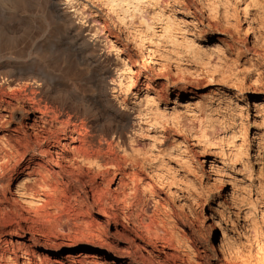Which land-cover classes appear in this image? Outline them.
I'll list each match as a JSON object with an SVG mask.
<instances>
[{"label":"rangeland","instance_id":"rangeland-1","mask_svg":"<svg viewBox=\"0 0 264 264\" xmlns=\"http://www.w3.org/2000/svg\"><path fill=\"white\" fill-rule=\"evenodd\" d=\"M14 66L43 67L50 102L122 138L128 199L161 231L123 219L112 170L74 165L67 186L70 162L28 152L0 183V264H264V0H0V73ZM18 122L0 153L20 149ZM37 163L58 203L20 189Z\"/></svg>","mask_w":264,"mask_h":264},{"label":"bare ground","instance_id":"bare-ground-1","mask_svg":"<svg viewBox=\"0 0 264 264\" xmlns=\"http://www.w3.org/2000/svg\"><path fill=\"white\" fill-rule=\"evenodd\" d=\"M70 39L72 40L69 42L71 47H73L77 40L71 37ZM134 42L138 48L143 47V41L141 39L135 38ZM64 45L66 46V43ZM62 59L59 61L64 63L65 61ZM46 67L47 66L45 65V68ZM53 85L52 79L44 72V68L39 66H14L12 70L0 73L1 129L15 121H19L18 123H20L22 119L27 121L25 126L28 129L18 130L24 135L23 139H21L19 142L20 149H17L14 152L12 151L11 153H0V183L6 178L8 180L12 178L11 175L16 173L17 169L22 164L20 163L19 158L22 159L28 152H33L37 156L39 155L41 158L48 154V159H53L55 157L58 162L61 160L62 162L63 160L70 162V167L72 169L64 171L63 176V179L66 178L65 184L67 186L70 185L72 181L77 182L79 177H81L78 176V173L77 175L75 174L74 165L78 166V164H81L82 167L86 168L88 173L92 174L93 176L100 174L104 178L107 177L110 173V170H112V181L115 182L117 180L116 191L120 192L122 195L121 197H123L122 201H120L121 199L118 196H112L114 205L117 208L116 210H122L123 219L125 220H127L128 217L134 218L132 212L136 211V219H134L136 220V223H134L135 221L132 220L133 223L137 225L136 227H139L140 230H142L148 236L155 237L156 239L160 240L159 233L161 230L155 229V227L154 230L150 229L151 224L153 225V221L150 219L151 224L145 225L146 222H144V219L146 216L145 213L143 214L145 211H143V208L140 207L141 198L138 199V196L136 195L133 197V202H131L133 199H128V197L130 198L129 195L131 194L128 193V195L126 193L127 184L125 177L127 174L123 168V162L125 159H123L119 154L120 149L123 148L122 138L117 136L116 140H114L113 137L110 139L108 135H101V133L99 134L96 132V130L91 128V124L88 121L89 119L85 118L83 114L81 115L78 112L66 109L55 103L54 100H51L50 102L48 92L50 88L55 89V86L53 87ZM87 107L90 108L89 106ZM2 112L7 113L8 116ZM60 136H62L65 141L63 146H61L59 141ZM74 144H77V146H74ZM43 145L47 146L46 152L41 151ZM60 147L63 148V150L60 149ZM20 150L23 151V153H20ZM35 157L36 156L33 158ZM16 159H18V161H16ZM50 161L52 162V160ZM36 165L39 175L37 177H32V175H29L30 177L26 178L25 182L21 184L20 189L31 199L35 195L37 196L39 192L52 189L53 194L50 195V198L47 201H49L51 204L58 203L60 201V198L57 196L56 192L59 182L58 176L51 175L44 171L43 169L45 167L41 165V163H37ZM78 169L82 171L81 167ZM90 188L93 189L92 197L96 203L101 204L103 207H107L106 202H102L97 196L93 179ZM130 192L132 193L133 190ZM130 209L133 211L131 212ZM109 210L113 211L114 209H112V206H109ZM42 211L43 208H31L27 212H30V214H32L34 217H39L44 213V211L43 213ZM124 211H126V213H123ZM147 218L146 220H148ZM149 223L150 222L146 224Z\"/></svg>","mask_w":264,"mask_h":264}]
</instances>
